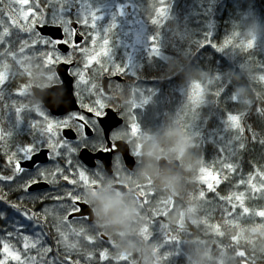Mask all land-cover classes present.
I'll use <instances>...</instances> for the list:
<instances>
[{"label":"trees","instance_id":"16d2710c","mask_svg":"<svg viewBox=\"0 0 264 264\" xmlns=\"http://www.w3.org/2000/svg\"><path fill=\"white\" fill-rule=\"evenodd\" d=\"M75 1L61 0L65 3L64 11ZM173 1L177 5L172 15L157 18L155 23L149 20L145 27L147 44L167 59L158 61L152 71L142 75L155 80L164 98L159 123L151 126L160 155L180 159L182 164L180 174L172 179L171 191L182 208L184 223L173 229L178 242L169 244L171 251L166 264H264V218L257 211L264 209V199H248L250 212L230 219L212 212L209 203L200 197L201 185L220 184L217 172L212 170V161L222 155L220 149L239 165L237 178L243 173L247 179L254 166L264 171V119L255 111L264 104V85L257 83L260 66H264V0ZM39 2L43 4L44 0ZM6 6L7 2L0 0L1 17ZM48 11L54 15L43 24L61 26L56 6ZM43 12L41 8L37 23L43 19ZM112 25L102 24L96 33L100 41L98 49L109 53L103 57L105 65H119L124 50L120 39L125 35L122 32L125 27ZM11 36L22 38L23 34L13 31ZM226 39L232 43L224 51L212 46L223 45ZM248 42L253 43L252 49L241 47ZM41 62L35 57V64L28 70L39 71ZM75 62L81 67L79 60ZM30 72H22L11 57L0 62V74L6 75L0 85V165L23 140L24 125L19 118L22 98L17 93L25 86L38 84ZM217 75L226 83L218 101L212 95L219 87ZM231 87L239 101V111L252 109L244 121L250 131L243 136L225 129L234 126L225 125L228 112L238 111L230 101ZM179 122L195 123L194 131L200 141L187 135ZM233 136L246 144L244 151L235 157L231 155L235 146L229 150ZM219 176L223 173L219 172ZM237 199L243 206V193Z\"/></svg>","mask_w":264,"mask_h":264},{"label":"snow or ice","instance_id":"6c2138e0","mask_svg":"<svg viewBox=\"0 0 264 264\" xmlns=\"http://www.w3.org/2000/svg\"><path fill=\"white\" fill-rule=\"evenodd\" d=\"M16 2L24 4L28 11L29 22L33 19H39L40 10L41 8L44 9L43 19L39 20L38 23H33L32 31L24 33L18 44H27L45 61H51L49 67H55L58 64H72L79 60L81 67L76 73L79 88L82 85L86 88H92L91 77L94 74L104 79V77H116L125 71L120 65L114 63L105 65L103 59L105 51L98 49L97 46L100 41L96 39L95 32L96 21L104 18L97 13H92L90 22L88 15L83 11L79 21L73 23L71 15L64 12L65 3L61 0H44L43 4L36 0L35 6H32L33 0H26V2L25 0H16ZM51 6H56L61 15H67L65 20L67 26L63 24L51 29L44 27L43 21L54 15L48 11ZM88 6L86 5L85 8ZM115 26V24L112 25V27ZM77 28L81 30L77 31ZM30 37H35V40H30ZM107 43L108 41L105 40L104 44ZM231 43V39H226L223 45L212 46L217 51L222 52ZM4 46L5 41L0 40V47ZM8 47H11L10 43ZM241 47L252 49L253 43L248 42ZM89 48H91V52L88 51ZM25 50L21 48V51ZM98 52L99 55L97 56ZM93 56H97V59L93 60ZM216 78L219 81V87L212 95L218 101L225 91L226 83L221 76L217 75ZM257 83L264 85V66H260ZM19 94L18 92L17 95ZM82 96L83 92L79 90L80 106L87 113H93L100 117L104 110L111 108L104 107L101 113L102 101L97 99L99 90L89 92L88 96L83 99ZM230 101L237 107L238 111L236 114L231 111L228 112L225 125L234 124V126L225 127V129L227 132L231 131L243 136L245 132L250 131L245 127L244 121L252 109L243 113L239 111V101L233 95V88L230 93ZM260 105L262 107H257L255 111L264 119V104ZM138 106V104L133 103L129 113ZM130 121V130L127 134L138 138L140 127L134 117H130ZM179 123L187 135L196 136L200 141V137L194 131L195 123ZM43 131L47 139L40 147L46 149L49 153L48 159L54 160L55 163L51 167L38 169L35 178L24 183L22 190L27 193L28 189L32 188L34 192L38 193L44 189V185H47L49 194L37 197L36 203L43 206L39 210L35 204L30 208H23L21 215L25 223L0 232V264H134V257H115L113 255L115 251L114 242L104 231L96 228L93 223L92 208L86 199L87 192L89 190L95 192L100 187L97 177L106 172L100 168H97L95 172H88L74 164L73 157L77 150L66 143L68 138L73 137V133L80 136L82 142L91 135L87 128L85 116L81 115L59 122L49 120ZM113 140L122 139L120 135H117L113 137ZM233 146H235L236 151L232 152L231 155L235 157L238 152L244 151L246 144L240 143L233 136L229 141V150ZM220 151L221 157L212 161V170L217 172L220 184L201 185L200 197L208 202L210 210L214 213L218 212L221 218L235 219L246 211L250 212L248 199H264V179H261L264 178V171L259 166H254L252 171L246 175L247 179L244 178L243 173H240L239 178H237L236 173L239 172V165L235 163L234 159H229L224 149H220ZM65 153L68 154L67 157ZM132 154L135 157L138 156V152L134 149ZM34 155L36 159H39L44 155V152L41 151L37 154V145L29 144L20 148L15 154V159L5 156L8 174H0V182L10 183L16 180L24 171L22 161L31 160ZM205 163L207 164V161ZM105 167H113L111 176L106 174L117 189L130 194L133 203L137 206L142 232L141 239L152 243L157 229L162 233L163 240L157 241L155 247L158 256H160V264H166L169 255L168 253L160 255L161 244L167 245L178 242L165 225V219L170 214L168 203L150 182H141L133 172H128L119 161L114 166L110 164ZM219 172L223 173L222 177L219 176ZM257 180H260L259 184ZM241 193H243L245 200L243 206L237 199ZM0 201L8 203L3 191H0ZM10 206L17 209L21 208L19 203L10 204ZM171 207H175L174 202ZM257 211L260 217L264 218V209ZM0 219H4V217H0Z\"/></svg>","mask_w":264,"mask_h":264},{"label":"flooded vegetation","instance_id":"af4514ba","mask_svg":"<svg viewBox=\"0 0 264 264\" xmlns=\"http://www.w3.org/2000/svg\"><path fill=\"white\" fill-rule=\"evenodd\" d=\"M21 39L22 38L14 36L9 37L8 45L10 43L11 47H8V45L6 47L4 46L5 48L1 47L0 62L3 58L11 57L13 63L18 65L20 70L26 74L30 72L28 67L35 64V57H39L42 62L40 63L41 69L39 71L30 72L32 75L36 76L35 79L38 84L25 86L19 90L20 94L18 96L22 98V112L19 113V118L22 120L25 132L23 133V140L20 145L13 149L8 157L15 159V154L20 148L29 144L37 145V154L43 151L44 155L41 156L33 166L24 167L23 164L31 162L36 157L35 155L31 160H23L22 167L24 171L16 180L10 183L0 182V191L6 194L8 201V203L0 201V217L4 216L5 220L11 218L20 221L24 220L21 215L23 208H30L34 204L38 210L43 207L41 204L36 203V200L38 196H46L49 194L48 186L44 185V189L38 193L34 192L32 188H29L26 193L22 190V185L29 179L35 178L38 169L51 167L52 164L55 163L54 160L48 159L49 153L46 149L40 147L47 139L43 131L44 126L49 120L59 122L70 120L73 117L81 115L85 116L87 128L88 131L91 132V135L83 142L80 136L75 133H73V137L67 139L66 143L77 150L73 157L74 164L88 172H95L97 168H100L111 176L113 167L105 166L110 164L114 166L116 162L119 161L128 172H133L141 182H150L161 196L164 195L168 198L173 177L160 173L159 161L161 158H165L169 161L174 159L160 155L159 147V152H157L153 148L147 147L145 143H141L140 136L137 138L127 134L130 130V117H134L136 123L141 124L140 106L129 113L132 104H138L136 97L138 94L140 95V87L146 86L150 88V90L157 87L155 80L142 77V75L152 71L157 62H161L162 59L153 56L155 53L143 50V52H138L136 55L132 53L135 62L133 63L130 62L132 59H126V54H124L125 58L121 54V61L118 64L124 68L125 71L116 76L119 77L120 80H117L116 77H104V79H109L108 92H106L104 88V79L98 75L94 74L91 77L92 88H86L83 85L79 88L74 77V95L78 107L68 110L64 115L57 116L54 115L43 102L35 98L33 88L49 89L60 86L61 81L56 72L60 64L55 67H49L48 65L51 61H45L41 55H38L27 44L19 45L18 42ZM30 40H35V37H31ZM21 48L26 50L21 51ZM88 51L91 52V48H89ZM160 54L164 56L163 53ZM4 73L8 75L7 71ZM79 90L83 92L82 99L87 97L89 92L99 90L97 99L102 101V107L100 108L101 113L104 107L111 108L104 110L100 117L95 116L93 113H87L80 106L81 101L78 97ZM24 92L27 93L24 94ZM106 118H110L115 124L118 122H121V124L108 133L103 127V120ZM117 135H120L122 140H113V137ZM133 149L138 152V156L135 157L132 154ZM67 155L68 154L65 153L66 157ZM1 161L2 157L0 156V163ZM106 173L97 177L100 187L97 188L95 192L89 190L86 199L92 208L94 225L96 228L109 235L108 227L114 218L120 217L121 214L122 216L125 215L126 218L134 217L135 214L136 217H138L139 210L133 203L130 194L121 189H117ZM0 174H8V165L5 163V160L0 165ZM17 203L21 204V208L17 209L10 206V204ZM23 223L24 222L20 223V225ZM0 225L1 232H3L4 230L2 227L4 225H2V223H0ZM12 228L13 224L11 222L8 225V230ZM86 250L87 249H85V251Z\"/></svg>","mask_w":264,"mask_h":264},{"label":"rangeland","instance_id":"374dc122","mask_svg":"<svg viewBox=\"0 0 264 264\" xmlns=\"http://www.w3.org/2000/svg\"><path fill=\"white\" fill-rule=\"evenodd\" d=\"M5 1L7 2V6L3 13L4 16H0V40L5 41L6 47L13 31L21 32L22 34L32 31V24L37 23V19H33L31 22L28 21V11L25 9L23 3H17L16 0ZM35 5L36 2L33 0L32 6ZM86 5L89 6L85 8ZM176 5L177 4H175L173 0H76L73 2L72 6L64 12L71 15L72 22H78L83 15V11L88 15L90 22L92 13H97L104 19L96 21V33H99V26L105 23L110 22V24L113 23L124 26L125 29L123 28L122 32L125 35L120 39V47L121 49H124L122 56L124 57V54H126V59H132L130 62L135 63L132 53L136 55L138 52H143L140 51L141 49L150 53H155L153 56H157L162 60L167 59L165 54L163 56L160 54V51L155 49V47H151L147 44V41L145 40V27L149 20L156 21L157 18H166L172 15ZM57 17L58 21L62 22V25L65 24V26H67V22L65 21L67 15L58 14ZM56 25L60 24L58 23ZM85 31H87V29H85ZM97 36L98 34H96V39L98 40ZM105 55H109V53L105 52ZM79 69L80 67L76 66L71 71L77 84L78 80L76 73ZM5 79L6 75H2L1 73L0 85L4 83ZM26 93L27 92H24V94ZM136 100L140 106L141 124H138L140 127V141L141 143H145L147 147L153 148L155 151L159 152L157 136L156 134H152L151 126H157L162 116L164 105L163 94L157 87L150 90V88L146 86H141L140 95L138 94ZM161 197L165 199L169 205L170 214L165 219V225L169 232L173 233L174 227L182 226L184 223V213L181 206L174 199L171 188L168 198L164 195ZM173 202L175 204L174 208L171 207ZM110 206L112 207L111 204ZM11 222L13 228H16L22 222L25 223L24 220L17 221L16 219L11 218L5 220V217L4 219H0V223L5 226L2 227L4 231L8 230V225ZM108 232V236L112 238V241L115 244V251L113 253L115 257H134V264H160V256H158L155 243L163 240L162 233L157 229L152 243H149L147 240H142L141 225L136 214L134 217L130 218H126L125 215L122 216V214L120 217L114 218L108 227ZM170 251L169 244H161L160 255H163L164 253H168L169 255Z\"/></svg>","mask_w":264,"mask_h":264},{"label":"water","instance_id":"95a60500","mask_svg":"<svg viewBox=\"0 0 264 264\" xmlns=\"http://www.w3.org/2000/svg\"><path fill=\"white\" fill-rule=\"evenodd\" d=\"M76 23V22H73ZM46 28H53V25H44ZM80 31V28H77ZM75 67V64H60L56 72L60 78L61 85L49 89L33 88V94L35 98L45 104V106L52 111L54 115H64L68 110L76 109L78 107L76 98L74 95V78L71 76L70 71ZM120 80L119 77H116ZM104 88L108 92L109 79L103 80ZM103 127L109 133L113 128L120 125L121 122L113 123L110 118L103 120ZM35 160V163H33ZM31 162L23 164L26 166H33L38 159L36 157ZM159 171L166 176H176L181 171V162L179 160L169 161L165 158H161L159 161Z\"/></svg>","mask_w":264,"mask_h":264}]
</instances>
